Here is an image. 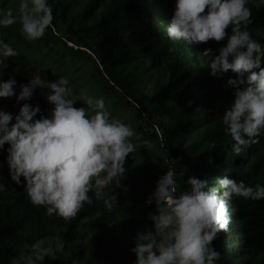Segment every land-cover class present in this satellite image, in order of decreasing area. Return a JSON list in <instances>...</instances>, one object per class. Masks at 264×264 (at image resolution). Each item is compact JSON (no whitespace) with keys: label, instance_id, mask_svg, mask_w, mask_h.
Returning <instances> with one entry per match:
<instances>
[{"label":"trees","instance_id":"obj_1","mask_svg":"<svg viewBox=\"0 0 264 264\" xmlns=\"http://www.w3.org/2000/svg\"><path fill=\"white\" fill-rule=\"evenodd\" d=\"M19 3L0 0V10L12 9L16 14ZM49 5L52 26L35 42L25 39L19 23L0 28V39L19 53L0 64V80L14 77L18 94L19 85L30 80L24 64L30 70L41 66L49 83L62 67L70 68L73 75L89 74L101 95L111 100L107 111L114 109V118L118 115L132 127L139 152L154 154L163 175L174 168L177 195L188 189L191 176L208 180L209 186H216L215 178L225 175L248 186L264 185V136L256 144L242 146L236 155L222 124L233 100L227 81L236 75L229 71L214 77L210 64L226 46L227 37L192 45L171 41L167 26L175 0H49ZM248 7L252 12L248 31L264 44V7ZM226 32L230 36L231 28ZM17 68L19 72H14ZM72 78L66 79L77 95L79 86ZM49 92L45 84L28 101L0 98V110L15 117L29 103L40 107L37 119L47 117L52 107L46 99ZM6 156V151H0V183L6 189L0 192V264L29 254L28 246L37 239H44L46 245L63 244V252L55 260L46 258L44 264H134L130 249L137 232L145 230L139 218L145 206L137 205L153 192L133 189L131 180L136 176L156 184L159 178L149 174L153 163L138 162L136 154L126 157L122 187L113 181L101 199L90 192L93 203L65 222L30 203L24 187L11 181ZM113 195L116 206L108 210L104 200ZM153 209L147 213L155 214ZM229 215L228 230L213 242L221 253L217 264H264V199L234 197Z\"/></svg>","mask_w":264,"mask_h":264},{"label":"clouds","instance_id":"obj_2","mask_svg":"<svg viewBox=\"0 0 264 264\" xmlns=\"http://www.w3.org/2000/svg\"><path fill=\"white\" fill-rule=\"evenodd\" d=\"M249 4L259 10L264 0H175L167 26L171 41L189 45L221 42L227 37L226 46L220 48L210 68L214 77L229 71L236 75L227 81L233 100L222 116L236 155L242 146L256 144L264 136V44L248 31L252 23ZM53 19L49 0H20L16 14L12 9L0 10V28L19 23L21 34L31 42L45 35ZM229 28L230 36L226 32ZM18 55L0 39V64ZM14 72H19L18 68ZM44 83L35 74L28 83L19 85L17 94L14 77L0 80V98L28 101ZM48 87L46 99L52 107L47 117L37 119L41 109L29 103H24L15 117L0 110V151L7 152L11 181L24 187L30 203L44 207L49 217L55 215L68 222L85 204L93 203L90 192L101 199L113 181L122 187L126 157L135 151L129 139L134 131L110 118L102 97L85 98L86 108L75 107L80 100L66 78ZM89 109L94 114H89ZM175 176L174 168H169L146 201L155 204L156 211L148 216L152 226L137 232L133 241L130 251L136 257L134 264H217L221 253L213 242L221 231L228 230L230 202L234 197L264 199V185L248 186L225 175L215 178L216 186H209L208 180L191 176L186 181L188 189L177 195ZM5 190L0 183V192ZM116 202L115 195L104 200L106 209L112 210ZM28 247L29 254L13 258L11 264H44L46 258L55 260L57 253L63 252L62 243L46 245L44 239Z\"/></svg>","mask_w":264,"mask_h":264},{"label":"rangeland","instance_id":"obj_3","mask_svg":"<svg viewBox=\"0 0 264 264\" xmlns=\"http://www.w3.org/2000/svg\"><path fill=\"white\" fill-rule=\"evenodd\" d=\"M21 67V66H19ZM23 72L25 73H29L30 75V79L32 78L33 75L35 74H39L42 78V80L45 82L44 85H48L49 82L43 78L42 76V72H41V66H37L34 70H30V66L24 64L23 66ZM58 77L55 78L54 82L58 81L60 78H68L69 76H71V78L74 80V82H76V84L79 86V90L77 91V97L80 101H77V105H79L80 107H87L83 100L85 98H93V99H99V98H104L105 100V109L107 110V108L109 107L111 100H109L106 96L101 95L100 90L97 88V86L94 84V82H92L91 77L89 74H87L86 76H81L79 73L73 75L71 73L70 68H65L62 67L60 69V72L58 73ZM51 77V76H50ZM144 80H146V78H143ZM72 80V81H73ZM69 87H71V89H73V84L70 83ZM114 109H111L110 111H108L110 113V118L111 119H115V113H114ZM89 114H93L91 109H89ZM126 118V117H124ZM117 120H120L121 122H123V118L120 116H116ZM130 141L135 145V151L131 154H129L128 157H130V155H135L136 154V159L138 162H144L145 164H150L153 163L155 165L154 170H152L149 174L152 177L155 178H159L163 175V171L160 167V165L156 162L155 158H154V154H151L150 152H148L147 150H143L141 152H139V148H138V143H137V136H134L129 138ZM132 183H131V187L135 190H140L141 187H143L144 189H150L152 192H154L155 190V186L156 184L152 181H147V180H141L139 177L133 176L132 177ZM142 181V185L141 184H137L139 182ZM148 199V198H147ZM147 199H143L138 205L137 207H142L145 206V209L143 211V214L139 216V218H141V223L145 225V230L146 228H150L152 226L151 222H148L149 220H147V215H149L147 213V211L150 209L155 208V204L153 205H148L146 203ZM150 207L149 209H146ZM154 210V209H153ZM152 210V211H153Z\"/></svg>","mask_w":264,"mask_h":264}]
</instances>
